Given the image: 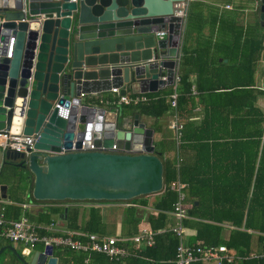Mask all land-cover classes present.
<instances>
[{"label": "water", "instance_id": "95a60500", "mask_svg": "<svg viewBox=\"0 0 264 264\" xmlns=\"http://www.w3.org/2000/svg\"><path fill=\"white\" fill-rule=\"evenodd\" d=\"M181 1L0 0V130L20 127L34 138L27 156L5 150L4 158L32 174L33 199L128 200L162 190L152 130L136 115L118 126L87 98L172 84ZM255 10L264 23V0ZM82 140L94 149L80 150ZM0 192L9 198L4 185ZM52 251L15 255L21 264H56Z\"/></svg>", "mask_w": 264, "mask_h": 264}, {"label": "trees", "instance_id": "16d2710c", "mask_svg": "<svg viewBox=\"0 0 264 264\" xmlns=\"http://www.w3.org/2000/svg\"><path fill=\"white\" fill-rule=\"evenodd\" d=\"M233 38L246 41L245 47H238L236 60H230L228 55L225 56L226 61L223 60L224 57L220 60L216 57L211 66L212 73L216 74L215 78L223 83L211 84V78L204 81L200 74H196L192 81L188 70H180L175 84L177 95L174 108L170 106L167 98L173 91V85H169L166 95L146 94L149 97L147 102L127 105L137 113L155 118L172 110L183 117L195 104L201 105L199 123L187 120L181 124L178 139V147L188 146L195 151V164L191 167L179 164L177 170L179 179L188 183L186 192L192 199L187 207L188 218L184 219L182 224L194 227V238L197 241L194 245H224L227 250L234 251L235 255L246 256L230 262L223 260L221 264H264V145L258 149L264 115L254 106L255 98L261 91L254 88L252 78L253 65L259 55L262 38L258 29H254L253 34L249 35L247 26L238 27ZM194 55L195 58L189 62L196 65L200 58L197 52ZM185 60V53H182L181 64ZM204 62L202 61L201 66L207 65ZM229 77H232V81ZM192 85L196 90V96L192 95ZM195 97L196 101H194ZM219 119L220 123L229 126L225 137H229L231 141L212 142L213 137L222 136L217 133L219 128H214ZM206 139H210L211 142H207ZM188 140H196V142L187 144ZM158 157L162 162L163 188L156 193L151 203L152 209L156 212L155 216L148 214L144 217L142 214H137L134 203L147 205L146 195L128 200H82L98 203H130L121 210L120 234L132 236L144 225L154 232L153 244L148 247L141 246L135 251V256L123 261L108 260L102 254L93 253L86 263L83 262L85 255L82 253L53 248L59 264H174L173 258L178 239L166 228L172 223L167 211L171 209L175 198L174 192L168 189V183L175 178L176 170L171 160L160 155ZM17 171L13 173L15 197L11 198L16 204L8 207L13 213V218H16L20 212L19 203L24 194L34 202H74L67 199L58 201L33 199L32 174L26 167H20ZM48 210L50 214L43 213L39 216L42 222H49L50 215L62 212L63 207H50ZM79 214L78 208L67 206L63 218L64 227L105 234V223L99 208L88 207L83 220L78 219ZM221 223L230 226L225 239L220 237ZM39 232L44 231L39 230ZM255 232L260 234L257 238L262 245V254L250 258L247 255L251 235ZM190 264L205 263L195 261Z\"/></svg>", "mask_w": 264, "mask_h": 264}, {"label": "crops", "instance_id": "0c3cea01", "mask_svg": "<svg viewBox=\"0 0 264 264\" xmlns=\"http://www.w3.org/2000/svg\"><path fill=\"white\" fill-rule=\"evenodd\" d=\"M185 1L186 16L182 25L183 28L181 29V37L178 51L179 56L177 64L174 68V74L179 75L180 70H188L190 72L189 78L192 81L194 80L196 74H200V77L203 78L204 81L210 80L211 78V84H214V82L217 84L223 83V81H219V79L215 78L216 74L212 73L213 71L211 66L213 60L217 59L216 57H218V60L224 57L223 60L226 61L227 59L225 58V56L228 55L230 60L235 61L238 47H245L246 45V41L244 39H239L238 41V39L233 38L235 36L237 28L240 26L245 28L247 26L249 35L253 34L254 29H258L262 38L261 49L256 59V62L253 65L252 78L254 81V88L261 91V93L257 94L255 98L254 106H256V108H258L260 112L264 115V23L260 24V20L257 16V11L255 10L256 1L258 0ZM195 52H197L200 58L198 64L196 65L193 62H189V60L191 61L192 58H195ZM182 53H185L186 60L181 64L180 59ZM202 61H205L204 63H207V65L201 66ZM229 78L232 81V77ZM125 88L127 93H140L138 92L136 84L131 85V87L126 86ZM191 90L192 95L196 96L197 93L196 90L193 88V85L191 86ZM168 91L169 85H164L160 88H157L154 92H146L144 94H153L152 96H161L166 95ZM203 94L205 93L203 92ZM114 97L115 94L108 90L105 92H100L97 95H91L89 98H87V100L91 102V104H94L96 108H103L104 110H106V112L110 113L109 115L114 116V120L118 126H120V122L124 121V123H126L127 120H132L133 116L136 115V119L141 122L145 128H149L152 130V142L154 144V150L158 152V156L160 155L161 157L169 159L173 162L172 164L176 170V175L174 179L180 180L177 173L179 164H182V166L186 167L193 166L195 164V151L188 146L178 147L179 138L176 140L174 129L171 127V124L174 122L184 124V122H186L187 120L199 123L201 118V105L195 104V106L189 109L188 112H184L185 114L183 115V117L180 116V114H176V112L172 110L167 111L155 118L142 113H137L136 111L131 109V106L128 105L120 104L117 106H113L111 104L105 103V100H111ZM196 100L197 99L195 97L194 101ZM111 116L110 118L112 119L113 117ZM220 122V119L217 120V123L214 125V128H219L217 133L221 134L222 136L213 137L212 142L224 143L231 141L232 139H230L229 137H225L226 133H228L227 131H229V126H226V124H222ZM124 130H127V128L124 127ZM210 134L211 133H209V135ZM206 140H208L207 142L209 143L211 142L210 139ZM192 142H196V140H188L187 144H190ZM263 145L264 123L262 125V133L259 137L258 149H261ZM17 162H19V160H5L4 151L0 148V185L5 186V194L9 195V198L2 197L0 192V199H2L0 202V208H2L4 216L6 218L16 219L20 216H25L28 218L29 221L34 224L47 225L49 223H52L53 226H55L56 228L66 229V227H64L63 218L66 213L67 206L78 208L80 213L78 216L79 220H83L88 207H97L100 209L103 221L105 223V234L102 235L124 236L120 234V218L122 208L130 205V203L126 202H34L29 199L27 194H24V196L22 197V201L19 203L20 212L16 218H13V213L10 212L8 207H11L12 205L16 204L13 203L14 201H12L11 198L15 197V194L13 192V173L18 172L17 170L18 168H20V166L15 165L17 164ZM182 182L186 183L184 205L187 211V207L191 204L192 199L188 197L186 192L188 188V183L185 181ZM155 196L156 193L146 195L148 201L147 205L143 206L138 203H134V205L136 206L137 214H142L144 217L148 214H150L151 216H155L156 212L151 207V203L154 201ZM28 200L30 201L29 205L27 206V208H23L21 204L26 203V201ZM50 207H63V211L57 214H51L49 222H42L39 216L43 213L50 214L48 210V208ZM169 210L167 211V215L171 218ZM186 218H188V214L184 219ZM171 224L172 223H170L169 225L171 226ZM221 224L222 225L220 237L225 239L228 236V230L230 229V226L224 225L226 223ZM169 225L166 229L170 227ZM182 226L184 227V234L182 238L184 244L194 245V243H197L194 238V227L184 226L183 224ZM142 227L146 226L142 225ZM259 235L260 234H256V232L251 235L249 253L247 257L255 258L262 254V245L261 243H259L257 238V236ZM9 247L12 248L13 252H11ZM43 248L44 246L41 243H36L33 248H26V246L21 243H14L4 238H0V264H21L15 254L21 255L26 254L28 251H42ZM228 252L234 257H237V260L246 257L237 256L235 255L234 251L228 250ZM79 253L85 255L83 262L86 263L90 255L97 252ZM52 255L55 256L54 249L52 251ZM85 259L86 261H84ZM56 264H59L58 257H56Z\"/></svg>", "mask_w": 264, "mask_h": 264}, {"label": "built area", "instance_id": "2783aa9c", "mask_svg": "<svg viewBox=\"0 0 264 264\" xmlns=\"http://www.w3.org/2000/svg\"><path fill=\"white\" fill-rule=\"evenodd\" d=\"M173 15L181 19L186 16V1H181L178 7L173 10ZM13 37H10L7 52L4 55L6 58L11 57ZM2 57L0 56V59ZM178 76L174 74L172 79L173 91L168 95L169 104L172 108L175 107L176 91L175 84ZM115 97L111 100H105L106 104L117 106L120 104L136 105L142 102H147L149 97L144 93H123L119 94L118 88L110 89ZM176 140L180 136V123H172ZM34 138L33 134L26 135L20 130V127H10L8 130H0V148L20 152L27 156L33 149ZM114 148V145H112ZM80 150L94 149L91 141L82 140ZM71 150L74 147L71 146ZM186 183L174 179L168 183V189L174 191L175 199L169 210L172 218V224L168 228L178 239L173 258L174 264H190L195 261H202L205 264H221L223 260L230 262L237 257H234L228 252L224 245L216 246H200L186 245L182 238L184 227L182 220L187 216L186 207L184 205ZM2 199H0L1 202ZM30 201L22 203L23 208H27ZM39 230L44 231L40 233ZM0 238H4L10 242L21 243L26 248H33L36 243H41L52 248H65L72 251L83 253L97 252L103 254L108 260L120 261L129 256H135V251L141 246H151L154 242V232L147 227H140L138 232L132 236L120 235H102L92 232H83L74 229H61L53 226L52 223L47 225L34 224L25 216H20L16 219H8L4 216L2 208H0ZM86 261V259L84 260Z\"/></svg>", "mask_w": 264, "mask_h": 264}]
</instances>
